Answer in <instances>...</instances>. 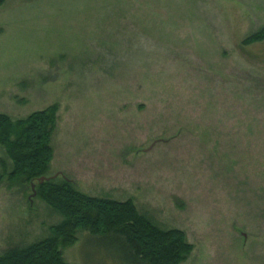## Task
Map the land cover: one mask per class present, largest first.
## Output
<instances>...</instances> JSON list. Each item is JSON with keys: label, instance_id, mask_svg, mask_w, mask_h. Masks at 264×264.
<instances>
[{"label": "rangeland", "instance_id": "1", "mask_svg": "<svg viewBox=\"0 0 264 264\" xmlns=\"http://www.w3.org/2000/svg\"><path fill=\"white\" fill-rule=\"evenodd\" d=\"M263 26L264 0H4L0 114L54 105L44 177L182 231L179 264H264ZM10 169L0 145V254L64 219ZM85 235L64 262L107 264Z\"/></svg>", "mask_w": 264, "mask_h": 264}, {"label": "trees", "instance_id": "2", "mask_svg": "<svg viewBox=\"0 0 264 264\" xmlns=\"http://www.w3.org/2000/svg\"><path fill=\"white\" fill-rule=\"evenodd\" d=\"M4 0H0V4ZM264 43V26L246 35L241 45ZM57 108L52 105L23 119L11 120L0 114V145L11 162L10 179L36 180L35 191L44 202L63 216L50 227L49 236L21 246H12L0 254V264H67L61 247L76 242L81 230L107 264H179L192 249L178 229L162 230L139 214L132 201L90 197L74 184L45 176L52 149L50 137L56 122ZM2 166L4 163L2 162ZM4 174H0V181ZM111 262V263H110Z\"/></svg>", "mask_w": 264, "mask_h": 264}, {"label": "water", "instance_id": "3", "mask_svg": "<svg viewBox=\"0 0 264 264\" xmlns=\"http://www.w3.org/2000/svg\"><path fill=\"white\" fill-rule=\"evenodd\" d=\"M151 147V146H150ZM148 149V148H147ZM50 178H52V177H50ZM50 178H48V177H40L38 180H39V182H41V181H43V180H48V179H50ZM33 186H34V184L33 183H31V187H32V190H33Z\"/></svg>", "mask_w": 264, "mask_h": 264}]
</instances>
